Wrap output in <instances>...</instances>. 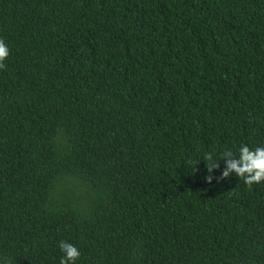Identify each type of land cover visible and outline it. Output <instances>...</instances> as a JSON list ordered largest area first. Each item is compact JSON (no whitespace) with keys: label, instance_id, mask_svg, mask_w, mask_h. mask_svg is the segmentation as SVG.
<instances>
[{"label":"trees","instance_id":"16d2710c","mask_svg":"<svg viewBox=\"0 0 264 264\" xmlns=\"http://www.w3.org/2000/svg\"><path fill=\"white\" fill-rule=\"evenodd\" d=\"M0 40V264H264V182L205 179L264 145V0H0Z\"/></svg>","mask_w":264,"mask_h":264},{"label":"clouds","instance_id":"9594fccd","mask_svg":"<svg viewBox=\"0 0 264 264\" xmlns=\"http://www.w3.org/2000/svg\"><path fill=\"white\" fill-rule=\"evenodd\" d=\"M9 56V49L3 40H0V69L5 67L4 61ZM209 167L206 182L212 183L213 179H228L233 174L242 178L248 185L264 182V145L250 148L247 144H241L236 152L225 150L221 160L217 161L212 156H208ZM224 162V168L220 177L213 175L214 170H219L221 162ZM61 256L59 264H77L81 257V252L77 246L72 243L61 241L59 243Z\"/></svg>","mask_w":264,"mask_h":264}]
</instances>
